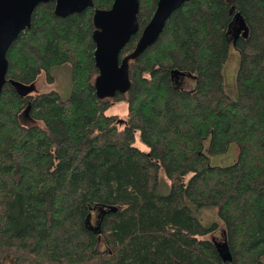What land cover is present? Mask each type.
<instances>
[{"label": "trees", "instance_id": "1", "mask_svg": "<svg viewBox=\"0 0 264 264\" xmlns=\"http://www.w3.org/2000/svg\"><path fill=\"white\" fill-rule=\"evenodd\" d=\"M114 1L67 17L55 2L40 4L7 52L0 264H264V0H190L130 60L129 89L100 97L94 13ZM158 2L140 0L121 62ZM232 43L241 54L236 99L223 76ZM59 68L70 74L68 97H22L10 83L34 86L45 74L53 84ZM119 103L122 121L108 114ZM137 134L148 152L135 147ZM231 143L236 162L213 167L208 154ZM204 209L224 226L222 243L209 238L220 223L195 216Z\"/></svg>", "mask_w": 264, "mask_h": 264}, {"label": "water", "instance_id": "2", "mask_svg": "<svg viewBox=\"0 0 264 264\" xmlns=\"http://www.w3.org/2000/svg\"><path fill=\"white\" fill-rule=\"evenodd\" d=\"M190 0H159L150 23L144 29L135 51L122 62L120 55L131 38L139 31L140 0H115L109 10L95 9V62L99 70L96 90L100 97L114 96L129 89V62L138 58L160 37L168 19ZM55 2V13L67 17L94 7L93 0H0V96L7 82L9 62L7 52L19 35L31 27L32 15L43 3ZM11 85L24 97L35 91V86L13 80ZM29 108L25 111L28 113ZM224 259L231 260L229 253ZM11 261V260H10Z\"/></svg>", "mask_w": 264, "mask_h": 264}, {"label": "rangeland", "instance_id": "3", "mask_svg": "<svg viewBox=\"0 0 264 264\" xmlns=\"http://www.w3.org/2000/svg\"><path fill=\"white\" fill-rule=\"evenodd\" d=\"M229 53L227 56L226 63L224 64L223 68V76H224V85L228 95L236 99L237 98V73L239 70L240 62H241V54L235 45L232 43L229 47ZM54 77L55 82L53 84H49L46 80L45 74L40 76L35 83V88L37 92H45L51 89H55L59 91L64 97H68L71 94V87H70V74L68 69L66 68H59L54 70ZM190 82V81H189ZM192 84V82L190 83ZM109 115L117 116L121 121L125 120L127 117V105L124 103L115 104L112 108L108 111ZM26 122H30L29 120H25ZM123 125V124H121ZM135 147L144 151L148 152V147L143 144L140 140L139 134L136 135ZM239 155V147L235 143L229 144L227 151L221 154L211 155L208 154L210 158V164L213 167H228L233 165ZM160 180H161V190L163 194H167L169 192V181L163 171L160 173ZM195 216L202 221L205 226H209L214 222H219V218L214 211L204 209L201 212L195 213ZM219 230L209 236V238H214L217 242H223V228L221 222H219Z\"/></svg>", "mask_w": 264, "mask_h": 264}]
</instances>
